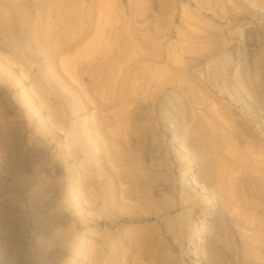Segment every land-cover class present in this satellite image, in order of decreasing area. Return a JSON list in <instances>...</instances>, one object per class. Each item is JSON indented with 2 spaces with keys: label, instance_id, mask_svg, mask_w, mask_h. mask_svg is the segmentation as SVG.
Returning <instances> with one entry per match:
<instances>
[{
  "label": "rangeland",
  "instance_id": "obj_1",
  "mask_svg": "<svg viewBox=\"0 0 264 264\" xmlns=\"http://www.w3.org/2000/svg\"><path fill=\"white\" fill-rule=\"evenodd\" d=\"M256 76L264 0H0V264L166 263L179 172L264 264Z\"/></svg>",
  "mask_w": 264,
  "mask_h": 264
},
{
  "label": "bare ground",
  "instance_id": "obj_2",
  "mask_svg": "<svg viewBox=\"0 0 264 264\" xmlns=\"http://www.w3.org/2000/svg\"><path fill=\"white\" fill-rule=\"evenodd\" d=\"M219 65L216 64V63H213V64L210 65L209 68H210L211 71H217L220 68V66H221V65L220 66ZM245 75L246 74H244V76ZM255 75H257V73ZM256 77L253 79L254 82L256 81L255 79H258V76H256ZM251 78H253V76ZM251 78H250V81H248L249 79L247 80V78L246 79L244 78L245 80H247V82H250V84L248 83L250 86L248 85V87H246L247 83H245L244 82L245 80H244V81H242V83H245V85L243 87H241L243 89L244 95L246 94V96H247L246 102L249 101L250 104L252 103L251 101H253L255 103L256 100H251L250 101V99H252V97L254 98V96H255L256 93H258L259 95H260V93H262V94L264 93V84L262 82H259V80H257L256 82H257L258 85H254L253 86L251 84V82H253ZM242 83H241V86H242ZM243 93L240 92V94H242V95H243ZM236 94H239V92L236 93ZM259 95H256V96H259ZM238 97H239V95H238ZM245 98H244V101H245ZM240 100H242V99H240ZM254 103L252 105H255ZM254 116H255V114H254ZM259 129L262 130L261 127H259ZM187 181H188V179H186V174L183 173V172H179L178 175H177V179H176V185L179 188L178 192L176 191L177 192L176 193L177 194L176 197H174V198L171 197L172 198L171 199L170 196H166V197H163V199H162V201L165 203V205L167 206V208L169 207V208L175 210V216H174L175 225L174 226L176 227V232H175V231H172V230H175L174 229L175 227L173 228V226L170 225V223L167 224L169 221L166 224L168 226H170V227H168L165 224L168 227V229L169 228L170 229L173 228L171 230L170 229L169 230L166 229L167 231H169V232L171 231L172 233L173 232H175V233L170 234L168 232L170 235H172V237L169 235L171 237V239L169 237V240H170V244H169L170 246L169 247L173 250V253L174 254L171 255V253H170L168 255L167 252H166V251H168L167 250L168 245L167 246L164 245V248L166 246V251L164 253L167 254V256H168V258L165 259L166 263L165 262L164 263L165 264H186L187 262H191L192 263V261H196V259H199V257L201 256L202 259L201 258L200 259L202 261V264H221V263L224 262V261L221 262L224 259V258L223 259H221V258L226 253V251H225V246L226 245L225 244L226 243L228 244V242H226V241L223 242V240H219L218 239L219 236H217V235H215V234L212 233L214 228H212L211 224H212L215 216H217L215 210L213 209V206H211L212 201L210 200L211 201L210 202L207 199H205V200L202 199L203 201L201 200L199 202V207L202 210L203 214H202V216H201L200 219L198 218L199 219L198 222H195L196 220L193 221V219H192L193 218L192 211H193V208L196 207L197 203L194 202V198L193 197H190L184 191V189H185L184 187L186 186V182ZM263 182L264 181L261 182V185H262ZM262 187L264 188V186H262ZM262 187H259V188H262ZM201 192H202V190H201ZM198 212H200V211H198ZM55 217L56 216H54V218ZM60 218L61 217H59L58 219H60ZM214 235L217 236V238ZM227 249H228V247H227ZM199 250H200V253L202 255L199 254V252H198ZM151 252H153V251H151ZM227 253H229V252H227ZM149 254H151V253H149ZM154 254L156 255V253H152V256L155 257ZM229 254H231V253H229ZM132 256H133V253H132ZM233 256L232 257L229 256V257L234 258ZM231 258H229V259L231 260ZM234 259H233V262H234ZM227 264H229L228 263V258H227ZM230 264H233V263L230 262Z\"/></svg>",
  "mask_w": 264,
  "mask_h": 264
}]
</instances>
